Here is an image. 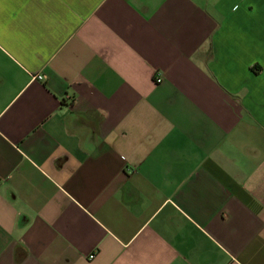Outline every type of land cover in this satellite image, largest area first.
Returning a JSON list of instances; mask_svg holds the SVG:
<instances>
[{"label":"crops","instance_id":"0c3cea01","mask_svg":"<svg viewBox=\"0 0 264 264\" xmlns=\"http://www.w3.org/2000/svg\"><path fill=\"white\" fill-rule=\"evenodd\" d=\"M0 264H264V0H0Z\"/></svg>","mask_w":264,"mask_h":264},{"label":"built area","instance_id":"2783aa9c","mask_svg":"<svg viewBox=\"0 0 264 264\" xmlns=\"http://www.w3.org/2000/svg\"><path fill=\"white\" fill-rule=\"evenodd\" d=\"M33 78L42 79V78H43V76H42V75H38V76H33ZM156 81H157V82H160V81H161V79H160V78H157V79H156ZM92 257H93L92 255H90V256H89V258H92Z\"/></svg>","mask_w":264,"mask_h":264}]
</instances>
